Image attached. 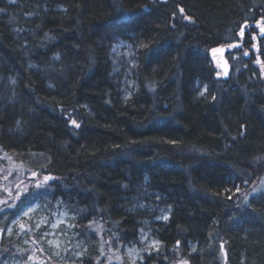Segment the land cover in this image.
<instances>
[{"label": "trees", "instance_id": "obj_1", "mask_svg": "<svg viewBox=\"0 0 264 264\" xmlns=\"http://www.w3.org/2000/svg\"><path fill=\"white\" fill-rule=\"evenodd\" d=\"M0 9V153L51 177L48 202L75 214L86 245L72 264H101V242L138 243L152 215L127 202L147 192L172 210L141 264H264V190L242 202L264 174V0H0ZM119 40L135 46L128 97L112 74ZM219 45L231 48L227 79L209 54ZM38 196L0 212V257L27 260L32 246L4 229Z\"/></svg>", "mask_w": 264, "mask_h": 264}, {"label": "rangeland", "instance_id": "obj_2", "mask_svg": "<svg viewBox=\"0 0 264 264\" xmlns=\"http://www.w3.org/2000/svg\"><path fill=\"white\" fill-rule=\"evenodd\" d=\"M9 2V0H7ZM13 3H16L14 0ZM113 71L112 74L120 84L123 95L128 97L135 88L133 78L135 60V46L131 42L119 40L111 49ZM217 63V62H216ZM221 76V72H219ZM10 84H8L9 87ZM45 177H49L45 180ZM51 180L49 175L26 170L11 156L0 153V212L14 209L22 194L33 191L39 195L32 202L21 206L4 229L5 237H9L18 230L20 245L32 246L27 260L20 256L0 257V264H72L78 261L86 250L74 229L75 214L62 202L49 203L46 196V185ZM255 189V191H253ZM264 190V174L258 182L243 194L242 202L248 197ZM129 209L144 211L152 216L141 219L139 227V242L113 247L100 243L101 264H122L125 259L128 264H141L144 254L156 250L159 241L154 236L155 224L166 223L171 214L169 204H161L156 196L147 192L143 197L135 196L128 202ZM167 216L165 220L163 217ZM33 241L37 244L35 246Z\"/></svg>", "mask_w": 264, "mask_h": 264}, {"label": "water", "instance_id": "obj_3", "mask_svg": "<svg viewBox=\"0 0 264 264\" xmlns=\"http://www.w3.org/2000/svg\"><path fill=\"white\" fill-rule=\"evenodd\" d=\"M264 34V27H262L260 29V35ZM231 48L227 47V46H216V47H213L211 49H209V54L211 56H217V65H218V68L219 70L221 71V78L222 79H227L230 75V63L228 62V59L226 58V55L225 53L227 52V50H229ZM255 49H256V52H258V46L255 45ZM222 247V246H221ZM222 251H223V248H222ZM223 256H225V253L223 251ZM225 260V258H224Z\"/></svg>", "mask_w": 264, "mask_h": 264}, {"label": "snow or ice", "instance_id": "obj_4", "mask_svg": "<svg viewBox=\"0 0 264 264\" xmlns=\"http://www.w3.org/2000/svg\"><path fill=\"white\" fill-rule=\"evenodd\" d=\"M13 2H14V0H9V3H13ZM3 11H4V9H0V12H3ZM181 12H183V9H181ZM185 19H189V17H185ZM245 55H247V53H245ZM72 123H73L76 127H79V125L76 124V121H72ZM48 179H49V177H45V180H48ZM237 191H239V189H237ZM253 191H255V189H253ZM163 219L167 220L168 217L165 216V217H163ZM182 264H187V262H182Z\"/></svg>", "mask_w": 264, "mask_h": 264}]
</instances>
